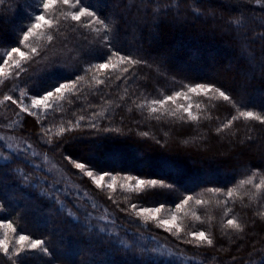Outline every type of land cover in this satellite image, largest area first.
Returning <instances> with one entry per match:
<instances>
[{
	"label": "trees",
	"instance_id": "16d2710c",
	"mask_svg": "<svg viewBox=\"0 0 264 264\" xmlns=\"http://www.w3.org/2000/svg\"><path fill=\"white\" fill-rule=\"evenodd\" d=\"M43 2L0 0V100L10 97L0 109L27 106L12 125L0 115V264H264V123L240 115L264 118V0ZM80 8L94 17L73 20ZM37 14L50 24L25 41ZM9 136L58 163L116 231L71 215ZM87 171L116 183L97 187ZM144 207L159 208L157 220L145 223ZM173 215L179 233L158 226Z\"/></svg>",
	"mask_w": 264,
	"mask_h": 264
},
{
	"label": "snow or ice",
	"instance_id": "6c2138e0",
	"mask_svg": "<svg viewBox=\"0 0 264 264\" xmlns=\"http://www.w3.org/2000/svg\"><path fill=\"white\" fill-rule=\"evenodd\" d=\"M61 2L63 4H65V5L69 4V0H61ZM79 2L82 3V0H79ZM55 3H56V0H46V2H43V7H44L45 10H47V9L51 8ZM71 6L72 7H76L75 4H73ZM94 15L95 14H94L93 11H87L84 8H80L76 14L72 15V19L75 20V21H81V17H84V16L94 17ZM36 20L39 21V23H35L29 28V31L24 36V40L25 41H27L30 36L35 34L33 29L41 28L42 24H50V21L46 20L44 15L37 14ZM94 22L95 23H102V21L100 19H98V18H96L94 20ZM83 23H84V26H89L87 21H84ZM49 39H51V37H49ZM33 51H35V49H33ZM12 52H15L22 59L25 58V53L20 51L18 48L14 47L12 49ZM8 55L11 56V53H8ZM0 59H3V58L0 57ZM4 63L7 64L8 61L5 60ZM110 63H111L110 61L109 62H102L99 65H97V67L100 70L108 69L109 66H110ZM119 63H121V64L125 63V59L123 57H121V59L119 60ZM127 63L128 64H132V63H134V61L129 58V59H127ZM16 67H19V63L16 64ZM112 67L115 68L116 65L113 64ZM0 71H2V70H0ZM125 71H127V69H125ZM99 82L100 81H97V83H99ZM64 87H67V86L62 85L60 87H56L55 91L56 92H61V89L64 88ZM189 91H191L193 93H195L197 91L208 92V91H211V89L206 88V87H200V88L190 87ZM52 95H53V92L49 91L43 98L33 99L32 107L36 108V107H38L40 105H46L47 101H48V98L51 97ZM219 95L221 97H223L224 100H228L229 99V96L226 93H224L223 91H220ZM179 96H180V93H176L175 96H168L167 100L174 101ZM4 99L8 100V99H10V97L5 96ZM165 102L166 101H160L161 106H163V103H165ZM13 103H16V101L13 100ZM189 107H191V105H189ZM21 111H25V108H21ZM152 111L155 112L156 109L153 108ZM240 115L242 117L246 118V119H257V120H260L261 123H264V118H262L259 115H254V113L252 111H242L240 113ZM192 118L195 119V117H192ZM76 167L78 169H83L84 165L81 164V163H77ZM86 175L89 176V177H93V172L92 171H87ZM126 179H130V178L126 177ZM103 181H104V176L103 175H100L98 179H94V182L96 183L97 187H99ZM115 183H116V179H115V177H113L112 178V184H109L108 187H113L115 185ZM145 183L146 182L144 180L137 179L136 180V188H141V186L145 185ZM148 183H150L152 185H155L157 182L153 180V181H149ZM229 195H231V193H229ZM185 203H187V201H185ZM132 207H133V209L137 208L136 205H133ZM159 212H160L159 208H147V207H144V208H140L139 209V211L137 212V215L138 216H142V217H146L144 222L148 223L149 221L157 220V214ZM228 225H230V226H232L234 228H237V230H239V225L236 223V221L234 219H229L228 220ZM158 226H163L165 228V230H167L169 232H171L173 228L176 229L177 233H179L181 231V229L176 226V217L174 215L172 216V219L170 221L169 220H165V219H160L158 221ZM191 235L193 236L194 239H196L198 241H201V242H206L208 245H212V243H213L212 240L209 239L206 236L204 231H199L198 233H191ZM28 239H29V237L27 235L20 234L19 238L17 240V243L23 245V243L26 240H28ZM42 244H43V241L32 240V242H31L29 247H30L31 250H35V249H39L42 246ZM197 246H200V245H197ZM0 248H3V251L5 252V254H9L8 246L3 241H0ZM44 250L47 251V249H44ZM16 254L19 255V253H16Z\"/></svg>",
	"mask_w": 264,
	"mask_h": 264
},
{
	"label": "rangeland",
	"instance_id": "374dc122",
	"mask_svg": "<svg viewBox=\"0 0 264 264\" xmlns=\"http://www.w3.org/2000/svg\"><path fill=\"white\" fill-rule=\"evenodd\" d=\"M5 102V99L2 101L0 100V103ZM8 103H11V106L13 107L6 103V106H3L2 108H9L7 115H0L2 120H6L10 124V122L16 120L15 117L20 114V112H22L21 108H25L26 110L27 106L24 102H22V104L20 103V106L13 105L12 102ZM10 137L12 136H9L7 139L4 138L5 142L7 141L6 143L8 146L21 145L19 140L15 138L12 140ZM10 149L14 150L13 147ZM21 149L24 152H28L37 166L46 172V175L49 177L47 182L51 184V186H55L62 194V197L65 199L64 201H66V205L69 208L71 215L81 220L89 219L91 225L95 226L96 228L98 227V229L102 231H116L115 226L112 224L113 218L110 213L107 212L108 210H106V208L100 202H97V200L92 198L84 189H81V187L71 177H69L63 169H61L58 163L53 160L51 161L45 154H39V152L36 151L28 142H24L21 145ZM100 175L102 174H99L98 176L93 174V177H90L92 178V182L95 185L96 183L94 182V179H98ZM110 183L111 181L107 180L104 176V181L101 183V185L108 186Z\"/></svg>",
	"mask_w": 264,
	"mask_h": 264
}]
</instances>
